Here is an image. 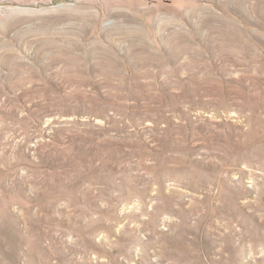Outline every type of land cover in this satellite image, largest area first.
<instances>
[{"label": "rangeland", "instance_id": "1", "mask_svg": "<svg viewBox=\"0 0 264 264\" xmlns=\"http://www.w3.org/2000/svg\"><path fill=\"white\" fill-rule=\"evenodd\" d=\"M0 264H264V0H0Z\"/></svg>", "mask_w": 264, "mask_h": 264}]
</instances>
